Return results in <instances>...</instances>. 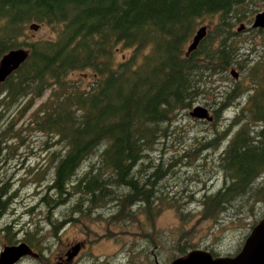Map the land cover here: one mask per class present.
Masks as SVG:
<instances>
[{"label": "trees", "instance_id": "1", "mask_svg": "<svg viewBox=\"0 0 264 264\" xmlns=\"http://www.w3.org/2000/svg\"><path fill=\"white\" fill-rule=\"evenodd\" d=\"M263 5L264 0H0V58L11 49L27 50L0 87V173H8L20 149L40 133L47 137L45 150L53 148L51 159L46 168L28 167L26 173H38L41 182L52 169L47 189L57 199L50 200L60 204L64 196L80 194L72 211L114 206L125 217L133 209L151 224L166 207L181 222L194 209L201 219L215 221L223 214L254 217L256 205L264 204V55L244 57V49H255H243L235 29L250 25ZM204 20L205 36L187 51ZM31 24L50 27L51 36L21 39L27 28L37 30ZM250 31L264 47V29ZM119 47L129 54L116 58ZM237 67L247 68L248 87L233 80L206 103L216 124L241 99L233 116L186 152L165 158L176 115L205 99L210 84ZM87 71L92 81L84 87L85 79L72 75ZM212 147L219 148L212 166L221 183L213 192H195L190 188L200 185L187 159ZM77 173L82 175L73 180ZM178 178L183 185L171 193L170 182L181 183ZM4 183L0 179V219L10 203ZM184 250L179 246V253Z\"/></svg>", "mask_w": 264, "mask_h": 264}, {"label": "rangeland", "instance_id": "2", "mask_svg": "<svg viewBox=\"0 0 264 264\" xmlns=\"http://www.w3.org/2000/svg\"><path fill=\"white\" fill-rule=\"evenodd\" d=\"M263 8L264 5L261 10ZM201 24L208 25L209 23L204 20ZM238 27L239 25L236 26V31ZM250 29H252L251 24L246 25L243 30L237 31L238 34L235 37L243 49L246 47L252 49L254 46L255 50L253 51L246 49L243 51L244 57L249 60L257 59L261 54L264 55V47L261 45L263 39ZM51 34L50 27L41 26L34 31L27 28L25 35L20 38L31 41L36 38L50 37ZM252 39L254 42L250 44ZM190 42L186 43L185 48ZM128 54L129 49L119 47L116 58L119 59ZM235 71L238 73L237 78L226 76L223 79L221 77V81L216 78L210 84V94H206L205 99L194 102L189 109L176 115L174 134L170 133L166 149L163 151L165 158L186 152L187 149L194 147L196 141L210 136L213 127L218 128L219 124L227 122L228 118L233 116L239 101H242L241 99L236 102V106L228 107L223 113L224 120L216 124L192 117L189 112L193 107L201 105L207 107L212 116V107L207 106L206 103L211 102L214 97L210 100L208 97L219 95V91L227 84L233 83V80L239 81L242 87L247 88V68L244 70L237 67ZM87 75L86 73H74L72 77L84 78L83 86L88 87L92 78ZM222 128L225 127L222 125ZM46 138L40 133L33 134L30 144L21 148V154L16 158L17 160L10 163L8 173H0V179L7 182V185L4 183L2 187L4 190L9 189L10 199L8 208L0 219V250L4 243H9L11 240L26 239L25 241L41 256L37 260L23 259L18 264H54L53 256L56 253L66 248L69 243L73 245L79 241L83 242L84 246L79 256L71 264H152V252L156 254L160 262L165 263L179 254V246L185 250L190 247L205 246L220 253H233L241 244L243 245L242 242L255 221L262 217L263 203L256 205L254 217H231L228 214H223L217 221L201 219L197 209H194L195 213L188 215L187 221L181 222L176 210L166 207L155 215L153 224L145 217L144 213H137L134 216L136 211L133 209H126L125 217L115 213L116 207L114 206L107 210L97 209L86 212L83 207L81 211H72V206L76 204L78 198H81L80 194H73L69 198L64 196L65 200L60 204L50 200V197L57 199L54 192L47 189L53 176L52 169L48 173H42L45 178L41 182L35 179V175L38 173H26L28 167H33L36 170L46 168V161L51 159L49 152L53 149L45 150L43 144ZM160 148H164V146L156 147V149ZM218 153L219 148L212 147L200 153L198 159L193 156L188 157L187 163L192 165L188 172L192 173L194 183L200 185V188L192 186L190 189L197 192L206 188L207 191L212 190L213 192L219 186L221 179H217V174L214 173L212 166ZM19 160L22 161V164H19ZM202 166L204 169L201 168ZM178 169H182L181 173L187 171L185 164H181ZM195 169L198 173H193ZM81 175L82 173H77L73 180ZM195 178H201L204 184L196 182ZM177 181L181 183L170 182L171 187L169 186L168 191L172 193V191L180 189L183 180L178 178ZM200 194L201 192H198L197 196ZM43 198L49 203L43 202ZM196 204L197 202H193L190 206L196 208ZM186 207H189L188 204ZM136 210L142 211L140 208H136ZM70 217L72 219L68 220ZM64 218L67 221L64 222ZM5 226H8L6 231L3 230ZM14 232L19 233L14 234ZM182 243L184 244L182 245Z\"/></svg>", "mask_w": 264, "mask_h": 264}, {"label": "water", "instance_id": "3", "mask_svg": "<svg viewBox=\"0 0 264 264\" xmlns=\"http://www.w3.org/2000/svg\"><path fill=\"white\" fill-rule=\"evenodd\" d=\"M31 29H37L35 24L30 25ZM251 28L264 29V8L257 12L252 20ZM244 29V25L240 24L237 31ZM207 30L206 25L198 27L187 47V51L195 49L205 36ZM27 50L25 48H15L4 53L0 58V87L5 79L16 70L26 59ZM234 78L238 73L235 70L230 71ZM192 117L212 120V116L207 107L197 105L189 112ZM80 244L76 243L70 252V256H74ZM30 254L37 256L35 252L24 242L15 246H6L0 253V264H12L21 256ZM166 264H264V214L251 227L247 234L241 249L233 256H219L213 258L207 251L201 249H193L186 254L174 258Z\"/></svg>", "mask_w": 264, "mask_h": 264}, {"label": "flooded vegetation", "instance_id": "4", "mask_svg": "<svg viewBox=\"0 0 264 264\" xmlns=\"http://www.w3.org/2000/svg\"><path fill=\"white\" fill-rule=\"evenodd\" d=\"M63 221H67L65 220V218L63 219ZM63 226H65V224L63 223ZM62 226V227H63ZM60 227V228H62ZM64 228V227H63ZM3 229V228H2ZM1 230V228H0ZM4 231H6V229L4 228L3 229ZM2 230V231H3ZM1 231V232H2ZM19 232H14V234H18ZM26 243L31 249L33 252H35L37 254V256H32L30 254H27V255H24V256H21L20 258H18L14 263L12 264H18L19 262H21L23 259H26V258H32V259H40L41 256L39 255V253L36 252V250H34V248H32V246H30L24 239H16V240H11L9 241V243H4L2 245V248L0 250V253L1 251L4 249V247L6 246H15V245H18L20 243ZM76 243H79L80 244V248L78 249V251L76 252V254L74 256H70V252H71V248L75 245V243L72 245L71 243H69L66 248L60 250L58 253H56L55 256H53V263L54 264H71L72 262H74L76 260V258L79 256L80 254V251L82 250V247L84 246L83 242L79 241V242H76ZM243 243V242H242ZM242 247V244L240 245V247L233 253H220V252H217L209 247H205V246H195V247H190V248H187V250H184L183 252H180L176 257H179V256H182L184 254H186L187 252H189L190 250H193V249H201V250H204V251H207L211 254V256L213 258L215 257H219V256H233L235 255L236 253H238V251L241 249ZM152 256H153V260H152V264H166V263H169L171 262L172 260H170L169 262H160L156 256V254H154L152 252Z\"/></svg>", "mask_w": 264, "mask_h": 264}]
</instances>
